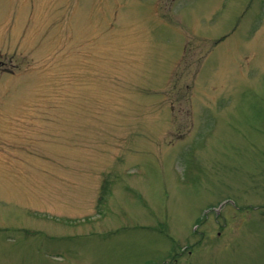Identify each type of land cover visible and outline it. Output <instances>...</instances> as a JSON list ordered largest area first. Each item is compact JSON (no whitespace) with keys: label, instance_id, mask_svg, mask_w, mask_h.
I'll use <instances>...</instances> for the list:
<instances>
[{"label":"rangeland","instance_id":"374dc122","mask_svg":"<svg viewBox=\"0 0 264 264\" xmlns=\"http://www.w3.org/2000/svg\"><path fill=\"white\" fill-rule=\"evenodd\" d=\"M0 264H264V0H0Z\"/></svg>","mask_w":264,"mask_h":264},{"label":"flooded vegetation","instance_id":"af4514ba","mask_svg":"<svg viewBox=\"0 0 264 264\" xmlns=\"http://www.w3.org/2000/svg\"><path fill=\"white\" fill-rule=\"evenodd\" d=\"M1 65H4V62H3V61H0V66H1Z\"/></svg>","mask_w":264,"mask_h":264}]
</instances>
